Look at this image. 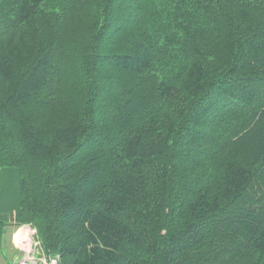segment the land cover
I'll use <instances>...</instances> for the list:
<instances>
[{
	"label": "trees",
	"instance_id": "trees-1",
	"mask_svg": "<svg viewBox=\"0 0 264 264\" xmlns=\"http://www.w3.org/2000/svg\"><path fill=\"white\" fill-rule=\"evenodd\" d=\"M2 166L59 264H264V0H0Z\"/></svg>",
	"mask_w": 264,
	"mask_h": 264
},
{
	"label": "rangeland",
	"instance_id": "rangeland-1",
	"mask_svg": "<svg viewBox=\"0 0 264 264\" xmlns=\"http://www.w3.org/2000/svg\"><path fill=\"white\" fill-rule=\"evenodd\" d=\"M20 173L18 167H0V220L6 223L0 247V264H21L23 252L15 245L19 208ZM18 231L16 232V234Z\"/></svg>",
	"mask_w": 264,
	"mask_h": 264
},
{
	"label": "built area",
	"instance_id": "built-area-1",
	"mask_svg": "<svg viewBox=\"0 0 264 264\" xmlns=\"http://www.w3.org/2000/svg\"><path fill=\"white\" fill-rule=\"evenodd\" d=\"M16 232L14 239L16 235L17 240L14 243L23 252L21 264H59V256L46 251L33 225H21Z\"/></svg>",
	"mask_w": 264,
	"mask_h": 264
}]
</instances>
